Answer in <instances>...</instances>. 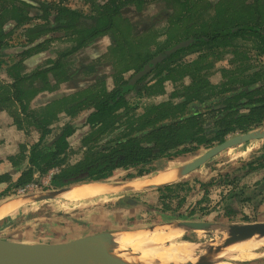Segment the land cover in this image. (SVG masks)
<instances>
[{
    "label": "rangeland",
    "instance_id": "1",
    "mask_svg": "<svg viewBox=\"0 0 264 264\" xmlns=\"http://www.w3.org/2000/svg\"><path fill=\"white\" fill-rule=\"evenodd\" d=\"M106 2L107 0H0V92L4 93L9 90L8 86L12 85L17 76L34 74L41 67H46L50 62L66 54L68 56L63 60L64 68L56 73L57 77L53 76L52 73H47L46 75L47 77L49 74L52 84L46 85L43 90L35 92L31 90L32 93L29 94L31 101L30 112L33 114L40 113L39 111H42V107L63 98H66V103H71L74 99H76L75 101H80L81 96L76 97L77 95L75 94L82 91L86 86L93 85L98 81H106V79L107 83L112 85L113 76L118 75L117 69L121 71L120 74L123 73L125 75L124 77H130L132 72H128L127 68L132 63L131 55L139 52L150 53L152 51L155 53L157 45L172 44L186 37L189 32L211 27L215 24L216 11L213 7H208V10L207 2L216 6L220 0H148L140 9L131 6L124 7L122 16L130 22V28L126 29L128 31L126 35L129 33L131 39L128 38L127 42H123L121 45L119 43V46L115 48L117 46L114 36L116 29H111L108 31L110 33L100 34L104 37L99 38L92 45H90L91 42L85 46L86 48L84 47L72 53L73 47L78 42L77 36H80V34H74L76 33L74 30L55 28L53 15L56 14V10L61 6H66L82 13L84 20L80 29L84 30L88 29L84 24H88L92 17H94L96 25H98L99 20H104L103 16L99 17L98 12L101 11ZM245 3V1L241 3V9H245L243 6ZM95 6L96 8H94ZM93 8L96 10L95 13L92 12ZM230 12L232 10L228 9V13ZM235 17L237 20L243 16L236 14ZM242 21L244 20L242 19L240 22ZM238 22L239 20L236 23ZM92 23H94L93 19L90 24ZM116 23L121 25V27H117V30L124 34L125 27L122 19H117ZM140 30H143L144 34ZM139 34H143L145 37L140 40ZM117 37L119 41L123 39L119 38V36ZM132 40L134 41L133 45ZM113 48L114 51L111 50ZM26 50H30L31 53L34 52V55L31 58L29 57L30 59L26 58L23 64L18 63L23 59ZM236 50L224 52H218V50L212 52L204 51L192 56L181 55L177 58V62L173 64L180 65V67L172 73L168 72L165 66L158 69L141 85L139 92H137V98H135L136 93L133 91L127 94L132 106L138 103L141 104L138 112L134 113L133 110H129L130 115L141 116L152 105H157L170 99H178L177 97L172 98L170 95L181 91L185 85L191 83L193 75L207 76L214 85H219L227 79L235 78L239 70L246 69L243 71L248 73L264 68V58L258 56L251 44L242 43L239 46V50ZM111 52L114 55L113 57L104 58ZM97 58H101L98 61L99 67L97 70L91 71L85 68L88 66L92 68ZM196 69L199 71L195 72ZM224 72H229L228 78L224 77ZM33 80L39 86L40 83L42 84L43 77L39 76ZM32 83L30 80L25 82L29 87H31ZM102 88L97 92L100 93L99 91ZM5 107L0 112V159H4L9 153H19L20 146L23 144L27 146L35 144L40 135L34 130V127L29 128L30 132L28 134L17 129L13 125L12 113L15 112L14 106L8 103ZM67 107L64 104L50 107L53 108L50 112L54 115L51 127L54 131H58L69 122L80 126L79 131L70 138L72 145L70 161L72 163L82 158L89 148L92 151H97L100 148L102 139H108L115 133L119 135L123 130L120 123L124 122V110L118 114L119 127L113 134L101 138L99 141L94 140L95 137H92L89 143L83 142L82 137L88 131V128L83 126L86 112H82L80 116L74 119V117L68 116ZM94 136H97V134ZM52 142L53 136H50L47 139V145L45 144L46 147ZM261 144H264V139L230 147L210 158L204 165L184 177H189L193 182L196 180L209 181L213 178L218 180L226 174L235 172L232 184L216 185L209 191L208 195L204 196L205 200L202 204H195V210L203 213L201 222L209 224L264 222V170L260 169L249 174H246L243 170L238 171L241 166H245L246 163L244 161L247 162L253 157ZM212 148L201 150L196 155L189 157L187 162H193L201 158ZM181 163H183L182 159ZM166 164V162L160 163L158 170H162ZM25 167L24 165L14 168L7 166L3 161L0 163V171L10 170V172L16 173ZM18 174L14 176L16 177ZM125 176L124 172H117L108 182H123ZM41 180L42 183H48L49 178L45 176ZM6 186L7 184L0 185V193ZM38 189L40 190L37 184L30 187V191H37ZM154 190L132 192L118 195L117 197L112 196L108 200L88 199L85 202L78 201L72 204L60 197L55 200L34 204V206L27 204L19 212L17 211L13 215L0 219V236L11 240L55 243L66 242L104 231L115 232V230L121 228L125 230L130 227H136L141 224L140 214L142 211L138 210V212H135L132 205L125 202L127 198L139 195L138 197L146 201L144 203L148 207H160V209L168 208L169 210H174L179 206L180 198L160 201V193ZM232 191L240 192L241 194L238 196L241 198L231 202L228 197ZM184 194L185 192L183 191L179 192L180 197ZM201 194L192 193L191 201L195 202V200L202 197ZM6 201L8 199L2 200L0 204ZM229 202L232 203L235 210H240L242 213L237 216L235 221L230 223L217 221L216 216L221 213L224 205ZM125 203L127 205H124ZM180 208L186 209L184 206H180ZM130 209L134 211L130 213ZM151 211L152 209L149 214H143V217H151L154 221L159 220L161 216L155 211H152L153 213ZM130 214L133 215L128 217ZM135 218L137 219L135 220ZM167 226H156L152 229L154 231H166L168 229ZM131 230H135V228ZM183 238L199 242L198 244H202L201 246L208 245L211 241L222 245L226 239V233H217L215 230L199 233L189 231L183 235ZM169 246L170 244L168 243L167 247ZM236 247L232 245L223 249L224 257L216 264H264V256H258L253 259L246 258L241 252L233 249ZM203 249L200 248L196 255H202L204 253ZM263 250V247H259L260 252H263Z\"/></svg>",
    "mask_w": 264,
    "mask_h": 264
},
{
    "label": "trees",
    "instance_id": "2",
    "mask_svg": "<svg viewBox=\"0 0 264 264\" xmlns=\"http://www.w3.org/2000/svg\"><path fill=\"white\" fill-rule=\"evenodd\" d=\"M133 2L136 0H127V3ZM120 4L121 0H109V5L100 14L104 20H99L91 36H82L75 49L83 47L94 33L117 30L120 25L115 23L113 15L118 14ZM258 13L262 14L259 6ZM82 18L81 14L62 7L56 11L54 26H74ZM128 28L129 26L124 29ZM235 40L255 42L260 56L264 58V21L258 18L253 24L239 23L231 28H215L198 33L182 41L185 44L177 53H165L168 58L163 66L172 73L180 67V65L173 64L177 62L181 53L196 48H206L208 52H212L219 48H228ZM125 41L124 39V43ZM164 52L162 50V54ZM29 55L31 53L26 51L23 59L18 63L23 64ZM63 68L62 63L58 61L54 65L39 69L34 74L17 76L12 85L8 86L9 90L4 93L0 92V112L10 103L15 108V112L12 113L13 125L27 134L30 132L29 128L34 127V130L40 134L35 144L31 146L23 144L20 146L19 153H9L4 159H0V163L3 161L14 168L26 166L16 173L10 170L0 171V185L7 184L0 193V202L11 197L16 198L36 192L109 181L121 171L126 174L124 182L148 178L156 173V169L158 170L162 162H172L170 164L174 166L184 164L189 157L203 149H210L233 136L247 134L264 127V68L248 73L243 71L246 69L239 70L235 78L227 79L219 85H214L207 76L197 74L193 75L189 85L170 95L178 99H170L153 105L141 116L129 117L125 121L128 123L125 129L124 122L120 123L123 130L119 135L108 138L104 142L102 139L103 144L99 150L92 151L89 148L82 158L72 163L70 161L72 149L70 138L79 131L80 126L69 122L60 130L54 131L51 127L54 115L50 112L53 108L50 107L64 104L68 106V116L74 119L82 112H86L83 126L87 127L90 133L84 135L82 141L89 143L92 137L99 141L113 134L118 128L116 126L117 112L122 108H130L126 94L136 90L138 83L131 85L124 81L122 85L109 90L103 87L100 93L96 92L95 95L87 89L82 91L84 93L75 94L81 96L80 101L74 99L71 103H66V98H63L42 107L40 113L30 112L29 94L32 93L31 90L35 92L43 90L46 85H51L49 74L46 77L47 73H52L57 77L56 73ZM197 70L195 72L199 71ZM39 76H42L43 80L38 86L33 79ZM228 76L229 72H224V77L228 78ZM29 80L33 82L32 88L25 84ZM120 80L118 82H121ZM96 134L97 136H94ZM50 136H53V142L46 147ZM244 162L245 166H241L238 171L243 170L249 174L260 169L264 170V144L258 147L249 161ZM15 174L18 175L15 177ZM36 175H39V178H36ZM45 176L49 178L48 183H42L41 179ZM234 176L235 172L226 174L218 180L213 178L209 181L196 180L194 182L186 177L176 183L155 189V192L160 193V201L180 198L179 206L174 210L155 208L153 210L161 216L159 220L141 222L136 227L145 228L180 221L201 222L203 213L195 210L196 205L202 204L205 200L204 196L208 195L216 185L232 184ZM36 184L40 190L30 191V187ZM182 191L185 194L180 197L179 192ZM192 193H202V197L192 202ZM240 194V192L232 191L228 199L231 202L240 199L241 197L238 196ZM180 206L186 209H179ZM241 213L240 210H234L232 203L229 202L224 205V209L216 216V219L230 223L235 221Z\"/></svg>",
    "mask_w": 264,
    "mask_h": 264
},
{
    "label": "water",
    "instance_id": "3",
    "mask_svg": "<svg viewBox=\"0 0 264 264\" xmlns=\"http://www.w3.org/2000/svg\"><path fill=\"white\" fill-rule=\"evenodd\" d=\"M184 43H180L178 46L173 48L172 50L167 51V54L175 52L176 50L182 48ZM163 56H159L155 62L163 60ZM149 67L146 68L148 70ZM145 72V71H143ZM264 131V127L252 131L247 134H238L226 140L224 143L216 145L210 151L205 153L201 158L193 161L187 162L188 166L183 176H187L188 174L192 173L193 171L197 170L200 166L204 165L210 158L214 157L215 155L227 150L230 147L243 144L246 142H253L264 139V134H260V132ZM257 135V137H255ZM182 176V177H183ZM106 182V183H105ZM100 182L101 184H118V183H109L108 181ZM83 185V184H82ZM161 185L147 190H154L159 187L167 186ZM76 186V185H75ZM73 187V186H69ZM68 187H63L60 189H54L50 191L44 192H36L32 194H28L29 200L32 203L38 202H46L50 200L58 199L57 196H46L40 195L44 193L52 194L55 192L60 191L61 189H65ZM143 191V190H142ZM137 192V191H132ZM128 192V193H132ZM141 192V191H139ZM22 196H17L16 199L24 198ZM15 199V197H11L6 201V204L11 200ZM130 203V201H128ZM132 204L136 202L131 200ZM0 204V206L2 205ZM31 204V203H28ZM177 223L181 227H185L186 231H195L193 228L197 227L196 229H205L207 232L213 229H219L221 232L226 233V239L222 246H219L215 252L208 256L205 260L206 255H199L197 257V261L195 263L189 264H216V262H212V257L214 254H217L218 251L222 248L225 249L232 245H236L237 243H245L253 239H263L264 238V222H256V223H245V224H209L203 222H189V221H180V222H170ZM168 223L154 225L158 227L166 226ZM170 226V225H168ZM167 226V227H168ZM153 227V226H148ZM145 228H138L135 230H127V231H137L143 230ZM124 231V232H127ZM123 231H104L97 234H92L88 236H84L75 240H68L62 242H43V241H34V242H27V241H19V240H11L0 236V264H93L91 262V258L98 261L99 264H129L126 262L116 251L120 248L118 241L115 238L116 233H120ZM183 242L188 243H199L194 242L189 239L182 238ZM214 243H216L214 241ZM219 245V244H217ZM128 252H130L128 250Z\"/></svg>",
    "mask_w": 264,
    "mask_h": 264
},
{
    "label": "flooded vegetation",
    "instance_id": "4",
    "mask_svg": "<svg viewBox=\"0 0 264 264\" xmlns=\"http://www.w3.org/2000/svg\"><path fill=\"white\" fill-rule=\"evenodd\" d=\"M148 0H136V2H133V3H127V0H121V4H120V9L118 10V14H114L113 15V19H114V21H115V23H116V20L117 19H122V21L123 22H125L124 24V27H126V26H129V28H130V22H128V19H126L125 17L123 18V16H122V10H123V8L124 7H127V6H131V7H136V8H141V7H143L145 4H146V2H147ZM243 1H245L246 3H245V5H243L244 6V8L245 9H241V3L243 2ZM259 3V4H258ZM107 5H109V0H107V2H106V4L105 5H103V8L101 9V11H99L98 12V14H99V17H101V12H103V10H104V8L107 6ZM258 6H259V11H261V13L262 14H259L258 13ZM64 8H67V9H70V10H72V11H75V12H77V13H79V14H81V16H83L82 15V13H80L79 11H77V10H74V9H71V8H69V7H66V6H63ZM208 7H213V8H215V11H216V14H215V18H214V23L215 24H213L211 27H207L206 29H199V30H197V31H195V32H189V33H187V36L186 37H184V38H181V39H179V40H177L176 42H174V43H172V44H168V45H157L156 46V48H157V51L154 53V52H150V53H143V52H139V53H137V54H135V55H131L132 57H131V60H132V63H130V65H128L129 67L127 68V71L128 72H132V74L130 75V77H124L125 75L123 74V73H121L120 74V72L121 71H119V69H117L118 70V75H116V76H113L114 77V81H112V85H109V83H107V79H106V81H98V82H96V83H94L93 85H89V86H86L85 88H83V90L82 91H85V90H87V89H90L91 90V94H93V95H95L96 94V92L100 89V88H102V87H105L106 88V90H109V89H112V88H114V87H116L117 85L119 86V85H122V83H124V81H127V83L128 84H131V85H136V83H138L137 84V89L136 90H132L133 92H135L136 93V97L135 98H137V92H139V88L141 87V85H143V83L145 82V80L149 77V76H151L153 73H155V71H157L158 69H160V68H164L163 67V65L166 63V59L168 58V56L166 57L165 56V53L167 52V51H169V50H172L173 48H175L176 46H178L180 43H184V42H182V41H185L186 39H188V38H191V37H193L194 35H196V34H198V33H201V32H205V31H208V30H213V29H217V28H220V29H225V28H227V27H232V26H234V25H236V24H239V23H251V24H253V22H256V20L259 18V19H262L263 21H264V0H250V1H246V0H220V2L216 5V6H214V5H212L210 2H207V9H208ZM60 8H62V6L60 7ZM59 8V9H60ZM94 8H96V6L94 7ZM92 9V12L93 13H95L96 12V10L95 9ZM98 8V7H97ZM228 9H230V10H232V12H230V13H228ZM209 10V9H208ZM242 10H243V13H242ZM57 11V10H56ZM242 13V14H241ZM236 14H238V15H242L243 17L242 18H240V19H237L236 20ZM56 15V14H55ZM55 15H53V24L55 25V23H54V16ZM260 15V16H259ZM51 18V17H50ZM92 19H93V21H94V23H92V24H90L91 22H92ZM108 19V18H107ZM244 20V21H242V22H240L241 20ZM50 20V19H49ZM83 20H84V16H83V18L81 19V21L78 23V24H76V25H74V26H67V25H63V26H54L55 28H57V29H63V30H74V31H76V33H74V34H77V33H79L80 34V36L78 35L77 37H78V39L77 40H79L82 36H84V37H86V36H91V33H93V30H94V28L97 26L96 24L97 23H95V20H94V17H92L91 18V21L88 23V24H84L85 25V27H87L88 29H84V30H82V29H80V26H81V24H82V22H83ZM124 20H126V21H124ZM236 20V21H235ZM239 20V22L238 23H236L237 21ZM261 21V20H260ZM50 22V21H49ZM178 22V21H177ZM173 23H175V21H173ZM180 23V22H179ZM183 23V22H182ZM117 24V23H116ZM120 27H121V25H120ZM79 28V29H78ZM144 29H145V27H143ZM125 31H124V34L121 32L120 33V31H118V30H115L114 31V36H115V38H116V41H117V46L115 47V48H117L118 46H119V43H120V45L124 42V39L126 40L125 41V43L127 42V39L128 38H130V36H129V33L126 35V32H128V31H126V29H124ZM109 31V30H108ZM108 31H106V32H108ZM116 31H117V33H116ZM141 32L143 31V30H140ZM108 33H110V32H108ZM143 33V32H142ZM100 34H102V35H104L103 33H100ZM100 34H98V32L97 33H94V35H93V37L92 38H88V40L86 41V44L83 46V47H81V48H79V49H75V47L77 46V44H78V42H77V44L75 45V47H73V49H72V53L73 52H77V51H79L80 49H82V48H84L85 46H87L88 44H90L91 42V44L90 45H92L93 43H95L96 42V40H98L99 38H101V37H104V36H102V35H100ZM144 34V33H143ZM143 34H139L138 36H140L139 37V39L141 40V39H143L142 37H145V36H143ZM106 36V35H105ZM117 36H119V38H123L122 40H118L117 38ZM131 39V38H130ZM132 42V45H133V40L131 41ZM242 43H249V44H251V46L254 48V51L258 54V56H260V53H259V51L257 50V44L255 43V42H253V41H251V40H235V41H233V43H232V45L231 46H229L228 48H219V49H217L218 50V52H224V51H231V50H235V51H237L236 49H238L239 50V46L242 44ZM185 44V43H184ZM86 48V47H85ZM183 48V47H182ZM182 48H180V49H178V50H181ZM112 51H114V48L113 49H111ZM162 50L163 51H165L163 54H162ZM178 50H176L175 52H173V53H177L178 52ZM27 52H30L31 53V51L30 50H26ZM26 51L24 52V54L26 53ZM204 51H209L208 49H206V48H196L195 50H191V51H189V50H187V51H185V52H183V53H181L180 54V56L181 55H186V56H192V55H194V54H196V53H201V52H204ZM36 53H38V52H36ZM112 53V52H111ZM111 53H108L106 56H104V58H107V57H110V56H114L113 55V53L111 54ZM69 54H71V53H69ZM34 55V52H32L31 53V55H29L27 58L28 59H30L32 56ZM66 56H68V55H66V54H64L63 56H61V57H58L55 61H53V62H50V64H48L46 67H49L50 65H54L56 62H58V61H60L61 63H62V65H63V60H64V58L66 57ZM159 56H163L164 58H163V60H161V61H158V62H155V60L159 57ZM179 56V57H180ZM185 56V57H186ZM30 57V58H29ZM102 57H103V55H102ZM101 57V58H102ZM261 57V56H260ZM101 58H97V59H95L96 60V62L94 63V65H93V67L91 68V67H85L86 69H89V70H91V71H95V70H97L98 69V61H100V59ZM104 58H102V59H104ZM94 60V61H95ZM45 66L44 67H41L40 69H43V68H46ZM147 67H149V69L148 70H146V68ZM173 67V66H172ZM104 68V67H103ZM116 68H118L117 66H116ZM143 71H145V72H143ZM119 78V79H118ZM121 79V80H120ZM121 81V82H118V81ZM140 81V82H139ZM190 84V83H189ZM188 84V85H189ZM101 85H103V86H101ZM186 86V85H185ZM138 90V91H137ZM82 91H80V92H82ZM79 93V92H78ZM82 93H84V92H82ZM130 93V92H129ZM76 97H78V95L76 96ZM126 99H127V101L129 102V99H128V97H127V94H126ZM129 104H130V102H129ZM153 106V105H152ZM132 107V108H131ZM139 108H141V104L140 103H138V104H136V105H134V106H132L131 104H130V108H122V109H120V111H118L117 112V115L122 111V110H124V129L128 126V123H125V121L129 118V117H131V116H133L134 117V115L133 114H131L130 115V111L131 110H133L134 111V113L135 112H138L139 110ZM130 110V111H129ZM128 112H129V114H128ZM128 115V116H127ZM136 117H138V116H140V115H135ZM118 118V117H117ZM118 120V119H117ZM116 126H118L119 127V122H117L116 123ZM87 133H90L89 131H87L84 135H86ZM117 134L115 133L114 135H112L110 138H113V137H115ZM84 137V136H83ZM104 141H106V139H104L103 140V142ZM103 142H100V148H101V145L103 144ZM216 145H219V144H216ZM215 145V146H216ZM99 148V149H100ZM98 149V150H99ZM162 163H165V162H162ZM167 163V162H166ZM170 163H172V162H168L166 165H164V167H169L170 168V166H172V164L170 165ZM182 165H186V163H184V164H182ZM157 171H159V170H157L156 169V172ZM115 176V175H114ZM36 178H39V175H36L35 176ZM139 179H141V178H139ZM139 179H136V180H139ZM134 181V180H133ZM124 182V181H123ZM127 182V181H126ZM142 195H144V194H142ZM139 195H137V196H134V197H131V198H127L126 200H125V202H127V203H129L128 201H130V205H132V207L134 208V209H136V208H138L139 210H141L142 211V213L144 212V214H149L150 213V210L152 209V211H154L153 209H155V208H160V207H153V206H150V207H148L147 205H146V203H144V202H146V201H143L140 197H138ZM146 196V195H145ZM131 200H133V201H135L136 203L135 204H132L131 203ZM127 203H125L124 205H127ZM132 207H129V208H132ZM149 209V210H148ZM235 210V209H234ZM151 211V212H152ZM238 211V210H237ZM156 212V211H155ZM153 213V212H152ZM143 218V219H142ZM152 220V218L150 217V218H144L143 217V215L141 216V221L140 222H147V221H151Z\"/></svg>",
    "mask_w": 264,
    "mask_h": 264
},
{
    "label": "bare ground",
    "instance_id": "5",
    "mask_svg": "<svg viewBox=\"0 0 264 264\" xmlns=\"http://www.w3.org/2000/svg\"><path fill=\"white\" fill-rule=\"evenodd\" d=\"M260 134H264V131L260 132ZM255 137H257V135H255ZM187 166L188 164L182 166L178 165L174 167L175 170L180 167L183 169V171L181 170V178L184 177L183 175L187 169ZM178 170L180 171V169ZM178 175L179 172L174 173V170L172 171L170 170L169 174L167 175L161 174L159 177L157 176L158 178H156V180L154 181L152 180V182L150 183L148 180L147 183L143 182V184L139 183V185L145 187L153 184H166L174 180V178L176 179ZM148 178H144V180ZM124 183L126 182H120L118 184L124 185ZM135 187L133 190H135ZM111 189L113 188H108L101 183H86L83 185L81 184V185H76L73 187L61 189L60 191L52 194L44 193L40 195L54 196V197L57 196L58 198L60 197L68 201L78 202V201H86L87 199L94 198L97 196H102L104 192H109ZM129 189L124 190V186H122L121 190L118 192L121 194H124V192H131L132 190ZM24 196L23 197L26 198L23 199L24 201L16 202L17 200L16 201L14 200L13 204L2 208L0 210V218L7 217L8 215L14 213L17 209H19L20 206L24 205V203L32 204V202H30L28 198L29 196L26 195ZM97 199L98 198H96V200ZM167 225L170 226L167 227L168 229H166V231H154V229H152L154 228L153 226L143 230L127 231V232L123 231L120 233H116L115 238L120 245V248H118L116 252L129 264H189V263H195L197 261V257H199V255H196V253L200 251V248H204L203 249L204 253L202 255H206L205 256V260H206L208 256H210L213 253L214 249L216 252L217 251L216 249L219 246H222V245H217V243H214L213 241H211L208 245H204V246H201L202 244L200 245L198 243L183 242L182 241L183 235L189 232L186 231L185 227L187 226L181 227L177 223H171V224L168 223ZM196 228L197 227L193 228L195 230L194 232L196 233L207 232V230L203 228L201 229H196ZM213 230H215L217 233L221 232L219 229H213ZM168 243L170 244L169 247H167ZM234 246L235 247L238 246L233 249H236V251L241 252V254L246 258L253 259V258H257L258 256H264V250L263 252L259 251V247L264 248V238L253 239L245 243H237ZM128 250L130 252H128ZM223 251L224 250L221 248L217 254H214L212 257H210V259L213 258L212 262H216L217 260L223 258L224 257ZM245 251L246 253H244ZM91 262L93 264H99L98 261H96L93 258H91Z\"/></svg>",
    "mask_w": 264,
    "mask_h": 264
},
{
    "label": "crops",
    "instance_id": "6",
    "mask_svg": "<svg viewBox=\"0 0 264 264\" xmlns=\"http://www.w3.org/2000/svg\"><path fill=\"white\" fill-rule=\"evenodd\" d=\"M171 165V164H170ZM8 166V165H7ZM179 166H182V164H180ZM174 167H176V166H174V164H172V166H170V168L169 167H164L162 170H159V171H157L155 174H153L152 175V177L151 178H148V179H139V180H134V181H130V182H126V183H124V185L122 184V185H120V184H110V185H105L106 187H108V188H113V189H111L109 192H104V194L102 195V196H97V197H94V198H90L89 200H96V198H98L97 200H108V199H110V197H117L118 195H122L121 193H119L118 191H120L121 190V188H122V186H124V190H127V189H129V188H131V189H129V190H132V191H137V192H139V191H145V189H149V188H153V187H157V186H161V185H166V184H171V183H176V181H179V180H181V179H183V178H181V170L183 171V169L180 167V168H177L176 170H175V168ZM178 169H180V171L178 170ZM170 170L172 171V170H174V173H176V172H179V175L176 177V179L174 178V180H172L171 182H169V183H166V184H153V185H149V186H145V187H142L141 185H139V183L140 184H143V182H145V183H147L148 182V180H149V183L150 182H152V180L154 181V180H156V178H158L161 174L162 175H167V174H169V172H170ZM164 172H165V174H164ZM155 175V176H154ZM158 176V177H157ZM181 178V179H180ZM142 180H144V181H142ZM135 184H136V187H135ZM140 186H141V188H140ZM133 187V188H132ZM134 187H135V190H133L134 189ZM131 191V192H132ZM124 194H129L128 192H124ZM119 198V197H118ZM23 199H26V198H21V199H13V200H11L10 202H8L7 204H2L1 206H0V210L2 209V208H4L5 206H9V205H11V204H13L14 202V200L16 201V202H18V201H24ZM88 200V199H87ZM86 200V201H87ZM58 202H60V201H58ZM62 202H65V201H62ZM67 202H70L71 204L72 203H75V202H72V201H67ZM82 202H85V201H82ZM39 203H41V202H38V203H32V205L34 206V204H39ZM27 206V204H25L24 203V205H22V206H20L19 207V209H17L14 213H16L17 211L19 212L21 209H23V208H25ZM135 210V212H138V208H136V209H134ZM134 210H132V209H130L129 211H130V213H131V211H134ZM14 213H12V214H10V215H13ZM144 214V212L142 213L141 212V214H140V216H142ZM10 215H8V216H10ZM131 215H133V214H130V215H128V217L129 216H131ZM7 216V217H8ZM3 218H5V217H3ZM3 218H0V219H3ZM137 218H135V220H136ZM130 222H131V220H130ZM133 226V225H132ZM136 229L137 227H130V228H127V229H125L124 230V228H121V229H119V230H115V231H127V230H131V229ZM19 241H22V240H19Z\"/></svg>",
    "mask_w": 264,
    "mask_h": 264
}]
</instances>
